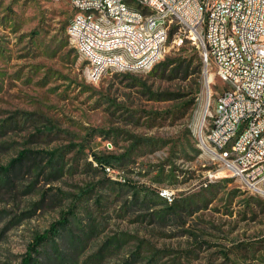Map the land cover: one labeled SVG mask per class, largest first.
Instances as JSON below:
<instances>
[{
	"label": "rangeland",
	"instance_id": "rangeland-1",
	"mask_svg": "<svg viewBox=\"0 0 264 264\" xmlns=\"http://www.w3.org/2000/svg\"><path fill=\"white\" fill-rule=\"evenodd\" d=\"M72 13L68 0H0V166L26 151L5 177L0 172V264H20L27 254L36 264H264V195L247 191L197 147L207 109L201 75L190 73L192 64L183 80L147 72L177 56L179 45L167 40L146 70L114 71L115 65L104 63L107 71L92 83L86 71H96V62L85 55L91 45L83 42L97 32V15L86 19L76 11L86 20V31L79 33V26L68 23ZM109 42L98 37L95 55ZM180 45L181 55H190L193 46L199 56L194 44L181 40ZM104 54L118 56V50ZM119 56L127 66L143 65L127 51ZM209 72L210 88L218 90L222 83L212 66ZM194 82L199 88L193 105L174 119ZM163 91L178 98L151 99ZM135 137H157L163 146L149 151L134 145L110 175L92 168L86 145L121 153ZM55 148L62 157L52 166L44 153ZM209 169L215 176L203 184ZM159 171L172 175L157 182ZM106 177L158 190L167 203L179 199L183 208L155 218L150 211L163 205L131 202L128 193L110 188ZM69 209L87 236L81 247L73 251L66 236L33 247L38 254L30 251L35 237Z\"/></svg>",
	"mask_w": 264,
	"mask_h": 264
},
{
	"label": "built area",
	"instance_id": "built-area-1",
	"mask_svg": "<svg viewBox=\"0 0 264 264\" xmlns=\"http://www.w3.org/2000/svg\"><path fill=\"white\" fill-rule=\"evenodd\" d=\"M130 1L144 6L149 34L140 38L159 42L157 59L167 40L179 46L180 40H187L198 49L201 86L212 81L209 67H213V75L222 83L215 90L221 91V100L204 110L199 122L204 123V130H197L196 137L209 133V141L197 147L205 146L216 168L228 173L251 167V175L238 181L250 193L258 194V186L264 183V0H69L73 15L68 23H76L79 33L85 30V19H77L76 11H85L88 19L87 5L98 7V30L83 42L91 45L86 54L96 62V71H86L89 82L95 83L107 71L106 54L94 55L98 35L110 32L109 23H117L124 34L127 28H136L137 14L128 11ZM160 9H168L166 18H159ZM66 35L72 39L75 34ZM120 51L141 52L137 45L118 49L114 71L145 70L148 66V62L121 66ZM226 84H235V91H226ZM211 109H218L217 121L209 120ZM105 172L110 175L113 170ZM214 176L207 170L203 184Z\"/></svg>",
	"mask_w": 264,
	"mask_h": 264
},
{
	"label": "trees",
	"instance_id": "trees-1",
	"mask_svg": "<svg viewBox=\"0 0 264 264\" xmlns=\"http://www.w3.org/2000/svg\"><path fill=\"white\" fill-rule=\"evenodd\" d=\"M145 14V13H144ZM73 15V13H72ZM72 17V16H71ZM56 45H63L62 42H59ZM190 49L193 51L190 55L182 54L183 51V45H180L178 47L177 56L168 58L165 57L161 61H158L154 63L150 69L147 71L150 74H160L163 76L162 78H165L166 80H176V79H185L188 73V69L191 68L192 64V74H196L198 76L200 74V58L196 53V50L193 46L190 47ZM128 72V71H127ZM191 88V87H190ZM192 91L188 93V98L182 103L181 109H176L173 111V118L177 119L180 117H183L184 114L187 112V110L193 105L194 99L196 97L199 84L197 82H194L192 85ZM151 99L154 100H176L178 98L177 93L172 91H163L154 94H151ZM91 132H98V134H103L100 130H94L91 129ZM97 134V133H96ZM134 143L130 145L127 150L121 153H111V152H103L98 149H95L93 147V143H89L86 145V148L88 147L89 154L92 156V160L94 161L95 165L92 167L93 169H100L104 174L107 175L105 172L106 169L115 168L119 170L124 163L125 159L128 157V153L131 152L134 149V145L137 146H143V148H148L147 150L153 151L156 148H159L163 146L162 140L157 137H135ZM72 146V145H70ZM145 146V147H144ZM25 150L20 151L17 158L10 160V163H8L6 166H0V172H2V176H6V174L12 169L14 164H21V160L25 156ZM193 152H196L195 150ZM45 157L48 160V163H51L53 166V163H56L61 160L62 153L61 149L55 148L50 151H46ZM87 164L90 166V163L87 162ZM58 169H56L57 171ZM161 171L153 177V179H157V182H160L164 180L163 178L170 177L172 174L161 176ZM105 181L108 182L109 187L116 190H122L125 193L129 194V201L131 202H150L152 206L156 205H163L161 209H154L150 211L151 215L153 213H156L153 215V217L161 219V218H168L169 213L175 212V208L182 209L181 202L179 199L172 198L170 202L167 203L165 197L160 195L158 193V190H155L153 188H149L147 186L141 185V184H135L129 181L128 179L122 177L119 180L118 179H109L105 178ZM85 193V191H84ZM183 203V202H182ZM189 207V206H187ZM170 214V215H171ZM73 219V220H72ZM80 222L75 218V215L72 213V211L69 209L67 211H63L60 213L59 218L55 221H53L47 230L44 231L43 234L38 235L34 239V243L31 245L30 251H32L34 254H38L37 250L33 247H41L44 244H47L48 242H52L55 238L65 239L66 236H69V242L68 247L71 248L73 251H75L77 248L81 247V238L85 235H83V226H80ZM72 225L73 227H70ZM73 228L76 229L79 233V236L73 234ZM81 235V237H80ZM85 238L87 236H84ZM66 240V239H65ZM263 240V239H262ZM111 241V239H110ZM54 243V242H52ZM60 258V257H59ZM59 260V259H58ZM151 260L149 263L152 264ZM20 264H36L31 256L27 254L21 261ZM127 264V263H125Z\"/></svg>",
	"mask_w": 264,
	"mask_h": 264
},
{
	"label": "bare ground",
	"instance_id": "bare-ground-1",
	"mask_svg": "<svg viewBox=\"0 0 264 264\" xmlns=\"http://www.w3.org/2000/svg\"><path fill=\"white\" fill-rule=\"evenodd\" d=\"M69 1V0H68ZM128 11L132 12L136 15V28L145 24L147 21V15L144 14V6L139 2V1H130L128 2ZM81 13H85V11H78ZM87 12L90 15H98V7L96 5H87ZM146 13V12H145ZM159 18H166L168 16V9H160L159 10ZM78 19V17H76ZM117 24V23H115ZM72 25H76V23H72ZM78 26V25H77ZM145 26V25H144ZM86 31V20H85V30ZM109 31L110 32H106L104 34H99L98 37L102 36V40L104 41H108L109 40L111 42V44L104 43L102 48L100 49L101 52L107 53L110 51H115L118 50L119 48H130V43L131 40H133V42H137V51H141L140 53H134L133 55L135 56L134 58L137 59L139 61V63H145L147 64V62L149 63L150 61H152L153 59L156 58L157 52L159 51V42L158 41H147L146 38H140V35H148L149 34V27L145 26L143 30L139 31V35H136L135 31L130 30V28H127L124 34V29H117V27H111V23H109ZM82 33V31H81ZM75 36H73V39H75ZM98 39V38H97ZM181 41V40H180ZM117 43L120 46L118 48H114V44ZM84 44H88V43H84ZM172 45H179V43H172ZM147 46V47H144ZM97 47V46H96ZM138 48L140 50H138ZM123 52V51H120ZM129 52V51H127ZM130 53V52H129ZM131 54V53H130ZM136 54V55H135ZM137 54H140L139 56H137ZM145 54V55H144ZM87 55V54H85ZM94 55H95V47H94ZM142 55H144L143 57H141ZM118 56L112 55V57H106V62L104 63H108V64H116V58ZM124 58V57H123ZM126 58V57H125ZM119 60H120V64L121 66H127L128 64L121 59V57L119 56ZM137 61V63H138ZM146 70V67H145ZM212 84V81H206L204 82V90L205 93H207V109L211 103V101L213 100V104L215 103V101H220L221 100V92L217 95L216 98H213V93H212V89L210 88V85ZM226 86H228V88H226V91H235V84H226ZM214 87V86H213ZM215 92V91H213ZM206 109V110H207ZM209 120L210 121H217L218 120V109H211L210 113H209ZM200 127L198 128V130H204V123L202 125L199 124ZM200 141L202 143V145H205L206 143H208L209 141V133H200ZM201 150L203 153L207 154V149L205 148V146L201 147ZM106 171H111L109 168L106 169ZM231 175L236 176L238 179H243L245 177V175H251V167H242L240 168V170H234L232 171ZM258 193L263 194L264 195V183L260 184L258 186ZM256 194V193H253Z\"/></svg>",
	"mask_w": 264,
	"mask_h": 264
}]
</instances>
